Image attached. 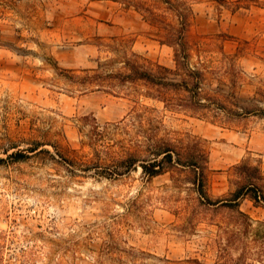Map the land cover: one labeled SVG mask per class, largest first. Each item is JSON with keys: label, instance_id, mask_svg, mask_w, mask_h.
Wrapping results in <instances>:
<instances>
[{"label": "rangeland", "instance_id": "rangeland-1", "mask_svg": "<svg viewBox=\"0 0 264 264\" xmlns=\"http://www.w3.org/2000/svg\"><path fill=\"white\" fill-rule=\"evenodd\" d=\"M188 1L193 60L219 70L207 74L210 87L256 113L221 124L167 109L141 84L80 83L85 74L119 70L113 59L125 52L146 66L173 63L172 48L119 0H0V264L213 262L235 257L242 242L261 246L252 250L263 249L257 258L264 259V204L240 199L251 224L236 243L225 231L230 212L195 207L185 172L148 177L138 167L102 175L110 160L102 153L97 163L90 143L95 124L109 132L95 147L116 145L127 137L118 127H135L141 114L159 135L200 141L210 198L235 189L241 162L259 167L264 191V0L237 9ZM36 141L48 151L28 152ZM18 150L29 157L8 155Z\"/></svg>", "mask_w": 264, "mask_h": 264}, {"label": "trees", "instance_id": "trees-1", "mask_svg": "<svg viewBox=\"0 0 264 264\" xmlns=\"http://www.w3.org/2000/svg\"><path fill=\"white\" fill-rule=\"evenodd\" d=\"M218 3L228 5L234 9L247 7L251 1L257 0H216ZM126 9L132 8L144 22L152 28V33L160 44L170 46L173 50L172 65L155 63L146 66L138 61L139 55L131 52L113 59L121 62L119 70L105 74L93 73L79 77L83 85L103 82L111 85L141 84L146 88L145 97L160 101L167 109L185 111L192 115L211 118L221 124H226L234 119L254 114L258 110L254 105H243L236 100H229V94H224L218 87H210L207 74L215 77L219 70L212 68L206 62L192 58V44L189 42L187 32L189 29L192 8L188 0H119ZM264 7V6H263ZM117 50V49H116ZM229 65L225 72L233 70ZM234 75L236 82L237 71ZM70 79L76 76H68ZM233 83V84H234ZM228 104H231L229 106ZM264 114V110L262 111ZM138 119L133 123V128L118 127L127 137L115 140L117 149L107 143L102 149L96 148L99 140L108 138V130L93 125L90 132V143L93 144L97 163H100L103 153L110 160L105 167L110 172H99L102 175L121 174L141 168V172L148 177L165 173L171 176L186 173L185 181L191 183L195 192V207L206 206L211 209H226L231 217L229 224L232 228L225 229L235 235V242L241 240L243 230L248 229L251 219L246 212L240 209V199L249 198L257 205L264 204V191L262 189V174L256 165L241 162L234 166V172L239 179L236 187L229 192L227 197L212 199L207 193L208 186V154L200 141L190 138L185 141L168 136L159 135V125L152 118L145 121L141 114H136ZM44 142L36 141L26 148L33 154L48 151L41 146ZM15 160L29 157L30 154L18 150L8 154ZM71 164V160L62 157ZM106 173V174H105ZM108 173V174H107ZM228 226V225H227ZM261 247V246H254ZM242 242L240 251L235 257L229 256L224 260L205 262L197 257H187L177 260L164 258L163 264H253L259 261L264 264V259L257 258L263 249L252 250ZM226 250V248H223ZM228 251V250H227ZM255 255V256H254ZM261 256V255H260ZM252 260L253 262L249 261Z\"/></svg>", "mask_w": 264, "mask_h": 264}]
</instances>
